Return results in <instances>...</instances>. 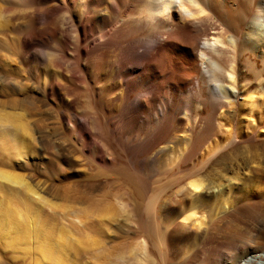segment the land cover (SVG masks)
<instances>
[{
  "label": "bare ground",
  "instance_id": "1",
  "mask_svg": "<svg viewBox=\"0 0 264 264\" xmlns=\"http://www.w3.org/2000/svg\"><path fill=\"white\" fill-rule=\"evenodd\" d=\"M263 145L264 0H0V264H264Z\"/></svg>",
  "mask_w": 264,
  "mask_h": 264
},
{
  "label": "rangeland",
  "instance_id": "2",
  "mask_svg": "<svg viewBox=\"0 0 264 264\" xmlns=\"http://www.w3.org/2000/svg\"><path fill=\"white\" fill-rule=\"evenodd\" d=\"M30 29V28H29ZM30 30H28L27 32H24V34H26V33H28ZM17 34H18V32H16ZM15 34V33H14ZM24 34L23 33H19L18 35H16L15 34V36L18 38H16L15 37V41L16 42H18V40L22 37V36H24ZM20 35H22V36H20ZM244 73V72H243ZM245 74V73H244ZM86 94H85V103H84V105L82 106V108L84 109L85 108V110H87V111H89V112H91L92 110H94L95 108L98 110V112L99 113H101V110L103 109V107H102V105H97V106H95V105H93V104H90L89 105V102L87 101V96L86 95H88V93L87 92H85ZM256 98H259V97H256ZM239 99L242 101L244 98H242V96L241 97H239ZM88 103V104H87ZM88 105V106H87ZM95 106V107H94ZM94 107V108H93ZM91 108V109H90ZM109 109V108H108ZM112 109L110 108L109 109V111H110V113H113L115 110H112ZM256 112H253V117H257L256 115ZM100 115H102V114H100ZM241 116V115H240ZM239 116V117H240ZM241 118H243L242 116L239 118V120L241 119ZM248 155H249V164L248 163H246V162H244L243 160L244 159H242L241 160V162H242V166H243V171H241V173H240V175L239 176H237L236 177V179H233V182H235V184H238V186H240L239 188H241L242 186H241V183H242V180H244L243 179V177L245 178V176H254V177H258L259 175L257 174H253V172L252 171H250V168L248 167V165H250L251 167H254V168H259V169H261V168H263V166H264V145L262 146V147H260V148H251V149H249V153H248ZM242 158V157H241ZM251 163V164H250ZM201 166V164L198 162V160L196 159V160H194V161H191V162H187V163H183L182 165H180L179 166V168H176V167H174L173 169H170V170H168V172H166V173H164L163 174V176H157L158 178H157V181H155V184H154V187L156 188V187H160V185H162V186H164L163 184H166L165 186L167 187V189L169 188L168 186L171 184V186H174L175 185V182L177 181V180H179L180 178H182L183 176H185L191 169H193V167L194 166ZM203 166V168L201 169L204 173H208V174H212V173H214L213 171L218 167V165L216 164V163H212V164H207V165H202ZM248 167V168H247ZM260 171V170H259ZM261 171L263 172L264 171V169H261ZM176 173V174H175ZM264 173V172H263ZM175 176V177H174ZM76 178H78V176H76L75 178H73V179H76ZM226 178L228 179L229 178V176L228 175H226L225 176V182L227 183L228 181L226 180ZM240 178H242L241 180H240ZM170 179V180H169ZM239 179V180H238ZM238 180V181H237ZM223 181V182H224ZM240 181V182H239ZM173 183V184H172ZM158 184V185H157ZM236 187H237V185H236ZM167 189H165V191L163 192V194H162V197H164L165 196V193L166 192H168V190ZM55 201V203L58 205L59 204V207L57 208V210L59 211V212H61V211H63V207H64V205H66V203L67 204H69V202H66V201H64V200H60V199H55L54 200Z\"/></svg>",
  "mask_w": 264,
  "mask_h": 264
}]
</instances>
